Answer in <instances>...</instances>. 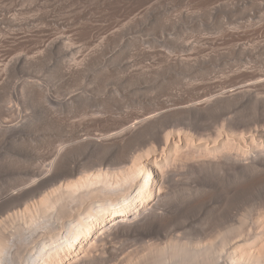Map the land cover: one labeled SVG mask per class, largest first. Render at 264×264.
Returning <instances> with one entry per match:
<instances>
[{
  "label": "bare ground",
  "instance_id": "6f19581e",
  "mask_svg": "<svg viewBox=\"0 0 264 264\" xmlns=\"http://www.w3.org/2000/svg\"><path fill=\"white\" fill-rule=\"evenodd\" d=\"M240 1L241 21L223 24L220 35L249 34L250 43L242 35L228 52L213 38L184 42L185 55L154 49L150 53L158 56L160 68L133 67L117 80L91 75L97 66L89 68L110 35L100 32L81 50L66 24L73 16L67 22L54 17V6L35 15L66 29L42 39L26 59L38 65L54 55L57 82L26 81L24 87L62 103L64 114L45 110L56 128L42 139L39 155L15 150L27 158L16 171L22 176L0 199V264H264V199L250 210L234 211L238 217L228 202L224 211L205 212L206 222L198 217L217 196L264 187V119L258 117L264 112V37L257 39L264 31V0ZM153 3L152 15L159 9ZM2 11L3 31L35 24L33 16L18 19ZM231 54L241 57L243 69L210 77L214 64ZM123 63L131 66L128 59ZM180 67L188 69V79L163 71ZM94 82L96 91L108 94L99 97L88 89ZM127 85L155 95L122 101L131 105L126 110L118 106L116 91ZM70 87H76L75 97L65 96ZM7 92L0 96V142L11 144L23 141L29 130L16 120L19 106Z\"/></svg>",
  "mask_w": 264,
  "mask_h": 264
},
{
  "label": "rangeland",
  "instance_id": "374dc122",
  "mask_svg": "<svg viewBox=\"0 0 264 264\" xmlns=\"http://www.w3.org/2000/svg\"><path fill=\"white\" fill-rule=\"evenodd\" d=\"M153 1L155 5L156 3L159 5L158 11L159 13L161 12L160 14L157 11L154 15H152L153 13L151 12H153V10L150 8V6L152 5ZM211 1L213 2L211 3ZM242 2L243 1L240 0H176L175 2L174 0H0V9L2 8L6 15L16 17L18 19H23L25 16L28 17L27 19H31L33 16L34 20L31 19V21H35V24L32 22L33 26L31 25L32 23L28 24L27 26L25 25L26 27L23 25V28H19L17 31L16 29L13 31V28L10 29L7 27L6 30L3 31V29H5V25H0V61L3 62V64L0 63V91L1 89L6 90L5 87L7 86L6 88L8 89L6 92L8 91L7 94H10L7 96L10 97V99H12L15 103L17 102V105L19 106V114L17 115L18 119L16 120L18 122L25 121L29 130L28 136L23 140L25 141L24 143H22L23 141L19 142L18 140L17 143L13 141L11 144L6 143L5 140H2V143L0 142V199L2 200L6 194L8 186L11 185L9 187L11 189L13 186L12 183L14 184L15 181L22 176V173L17 172H19L18 167L24 165V160L27 158L24 156L28 153L32 156L36 153L35 155L37 156V153L39 155L40 152H43V148H40L42 139L51 135L56 128L46 121L45 112L47 110L51 111L50 114L53 115L52 111L58 109L60 114H64V106L62 103L56 104L53 102V99L51 100L50 97H46L47 99L44 100L40 95H38L37 90H28L25 88L27 85L26 81H28V84L33 81L36 86L42 79H45L50 83L57 82L54 75L56 68L55 65L52 66V64L58 62V59H56L54 55L47 56V58L45 57L46 59L43 58V62L39 63L38 65L37 62L34 63L29 60L30 63L33 64L32 65L28 60H26L30 59L29 56L35 53V48L33 49V47L37 45L42 39H45L50 35H58L62 33L64 29H66V27L59 26L53 22H44L38 19V17H36L38 13L39 16L42 11L45 12V8L50 9L52 6H54L55 10L51 11V14L54 17L64 19L63 21L66 22L69 18L74 17L73 22H71L72 19H70L66 24L70 26L68 28L69 30L72 29L70 34L73 36V42H75L81 50L86 51L84 47L88 49L91 46L89 43L91 38L94 36L96 37L97 34L102 35L100 32H104V35H110L112 40H110L109 43L111 44L108 43L106 46L107 48L105 47L106 50L102 49L100 51V55H98L100 59L98 60L97 58V60H95L96 62L94 61L95 65L94 63L93 65L91 64L93 67L88 66L91 71H93L96 66L97 69H95L93 73L91 72V74L89 72L90 69L86 68L84 73L87 72L88 75L97 74L95 76L103 75L104 77L106 75V78H109V80H112V78L113 80H117L120 76L127 74L130 69V71H135L136 68L149 63L153 64V66L156 68H160L161 62L158 56H154L153 53H150L153 52L154 49H160V52L164 50L163 52H168L169 55H185L188 51H184L182 49V44L184 42H200L203 41V38H208L209 40L213 38L212 40L217 39V42L218 40H221L220 47H223L221 51L228 52L229 49L227 47H229V44L231 45L240 37L242 39V37L246 35L242 34L243 36L238 35L235 37L224 36L225 39H223V37L220 35L222 32L221 30H223L222 28L225 26L233 27L232 25L235 23L237 24L238 21H236V19L238 20L240 17V14L238 13ZM232 3H237L236 7L238 6V9ZM4 8L6 10H4ZM150 9L152 11H150ZM234 9L236 10L237 14H235L236 12L234 13ZM3 11L2 13H4ZM232 13H234L235 20L233 19V16H231L232 19L230 18ZM241 18L242 17L239 18L240 21ZM223 20L225 23H223ZM230 21H232L231 24ZM220 22H222V24ZM220 25H222L221 29ZM37 26H40L41 28L38 27V29ZM259 33L260 34H258V37L256 35L257 39L263 40L262 38L264 37V31ZM248 36L249 34L243 37V41L245 43L251 42L250 40L253 36L250 38ZM219 37H222V39ZM236 37H238V39ZM234 39L235 41H232ZM27 54L28 57L25 58V55ZM231 56L227 57L226 60L224 59V61L220 59L217 64H214L216 70L209 76L223 77L226 74H229L231 70L238 68V66L241 65L239 63V61H241V57L239 56V58L237 55H233L235 57L232 58L233 56ZM238 58L239 61H237ZM127 59L130 61L131 66H129V64L127 66L124 65L123 61ZM234 60H236L237 63H235ZM17 61L20 63L18 64ZM24 61L25 63H23ZM14 62L16 64H14ZM234 63L237 64V66ZM15 65H17L18 68ZM243 65L245 66L246 64L243 63L240 68L243 69ZM4 67L6 69H4ZM14 67L16 68L13 70ZM133 67L135 69H132ZM181 68L182 67L175 68L173 70L172 68L164 70V68L163 71H167V73L171 72L175 76L188 79L190 77V72L188 69H184V67L182 69ZM95 71L97 72L95 73ZM98 71H100V74ZM50 79H53V81L51 82ZM98 84L99 82L90 83L88 89H93L94 93H96L99 97L106 96L109 90L100 89L96 91ZM141 85L148 86L151 85V83H145ZM2 86L4 88H2ZM128 86L129 85H127L123 90L119 89L116 91L118 95V106H122L126 110H129L131 107V105L128 106L126 103L131 102L132 104L135 98L150 99L155 95L154 91H149L148 89L147 91L145 87L141 88L136 87L135 85ZM30 90L31 92H29ZM6 92L3 93V91H1L0 94L2 95L0 96L2 97L3 95H6ZM32 92L37 94V96L41 99L37 97H33V99L31 96L36 95H31ZM64 93L66 97H75V94L77 93L76 87H70L69 89L65 90ZM69 101H71V99L66 100V102ZM93 101V99L90 100V102ZM122 101H125L126 103H123ZM258 117H261L260 120L262 118L264 119V112L258 115ZM30 119L31 121L28 125ZM260 120H258V122ZM259 123L258 125L263 123L261 127L264 128V120L261 122V124ZM16 149L20 153L26 150L24 153H22L25 154L22 156L23 158L21 155H16ZM32 152L35 153L33 154ZM29 154L28 156H30ZM20 158H22V160H19ZM7 171L11 172L8 173ZM13 171L17 172L13 173ZM260 187L261 186L255 187L258 190L252 188L243 192H237L233 195H231L233 191H230L228 194L231 196L227 195L226 193L223 195L225 197L222 195L220 197L217 196L215 200L210 203V207L208 209H201L199 211L200 214L198 217H204V213L209 211H218L219 209L224 211L222 206L225 203V205H227V202L228 204H234H231L232 206L230 205L231 208L229 205L228 207L230 208V211H233H231L232 215L234 214L236 216L237 214L236 217H238V213L241 211L240 209L247 207L246 209L250 210L251 207H256L263 201L264 187H261V189ZM9 188L8 191L10 190ZM226 197L228 199H226ZM238 209V212H234ZM246 209L242 211L245 212ZM207 219L208 218L205 216L203 223L206 222L205 220Z\"/></svg>",
  "mask_w": 264,
  "mask_h": 264
}]
</instances>
